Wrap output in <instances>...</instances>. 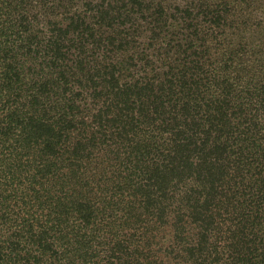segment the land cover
Returning a JSON list of instances; mask_svg holds the SVG:
<instances>
[{"label":"trees","instance_id":"trees-1","mask_svg":"<svg viewBox=\"0 0 264 264\" xmlns=\"http://www.w3.org/2000/svg\"><path fill=\"white\" fill-rule=\"evenodd\" d=\"M0 264H264V0H0Z\"/></svg>","mask_w":264,"mask_h":264}]
</instances>
